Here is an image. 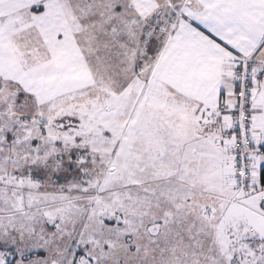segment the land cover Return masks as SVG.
Listing matches in <instances>:
<instances>
[{"label":"snow or ice","instance_id":"obj_1","mask_svg":"<svg viewBox=\"0 0 264 264\" xmlns=\"http://www.w3.org/2000/svg\"><path fill=\"white\" fill-rule=\"evenodd\" d=\"M0 264H264V0H0Z\"/></svg>","mask_w":264,"mask_h":264}]
</instances>
